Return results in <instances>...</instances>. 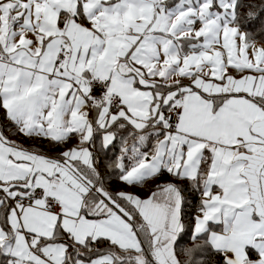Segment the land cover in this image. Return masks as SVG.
Listing matches in <instances>:
<instances>
[{
    "label": "snow or ice",
    "instance_id": "6c2138e0",
    "mask_svg": "<svg viewBox=\"0 0 264 264\" xmlns=\"http://www.w3.org/2000/svg\"><path fill=\"white\" fill-rule=\"evenodd\" d=\"M0 264H264V0H0Z\"/></svg>",
    "mask_w": 264,
    "mask_h": 264
},
{
    "label": "rangeland",
    "instance_id": "374dc122",
    "mask_svg": "<svg viewBox=\"0 0 264 264\" xmlns=\"http://www.w3.org/2000/svg\"><path fill=\"white\" fill-rule=\"evenodd\" d=\"M15 138V137H14ZM131 191H135L137 193H139L140 195H147V192L145 191L144 188H133V189H130ZM192 209V208H191ZM194 210V209H193Z\"/></svg>",
    "mask_w": 264,
    "mask_h": 264
},
{
    "label": "trees",
    "instance_id": "16d2710c",
    "mask_svg": "<svg viewBox=\"0 0 264 264\" xmlns=\"http://www.w3.org/2000/svg\"><path fill=\"white\" fill-rule=\"evenodd\" d=\"M192 203H196V201H192ZM188 211H189V212H192V211H194V210L191 209V208H189Z\"/></svg>",
    "mask_w": 264,
    "mask_h": 264
}]
</instances>
